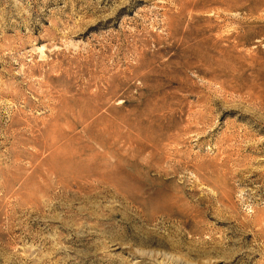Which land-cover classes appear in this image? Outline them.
<instances>
[{
	"label": "rangeland",
	"instance_id": "374dc122",
	"mask_svg": "<svg viewBox=\"0 0 264 264\" xmlns=\"http://www.w3.org/2000/svg\"><path fill=\"white\" fill-rule=\"evenodd\" d=\"M0 264H264V0H0Z\"/></svg>",
	"mask_w": 264,
	"mask_h": 264
}]
</instances>
